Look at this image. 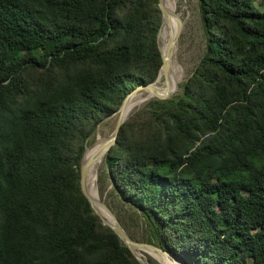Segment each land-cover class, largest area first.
Here are the masks:
<instances>
[{
    "label": "trees",
    "instance_id": "1",
    "mask_svg": "<svg viewBox=\"0 0 264 264\" xmlns=\"http://www.w3.org/2000/svg\"><path fill=\"white\" fill-rule=\"evenodd\" d=\"M257 1L199 0V66L105 157L146 242L185 264H264ZM161 24L159 0H0V264H140L92 209L80 167L100 124L158 78Z\"/></svg>",
    "mask_w": 264,
    "mask_h": 264
},
{
    "label": "rangeland",
    "instance_id": "2",
    "mask_svg": "<svg viewBox=\"0 0 264 264\" xmlns=\"http://www.w3.org/2000/svg\"><path fill=\"white\" fill-rule=\"evenodd\" d=\"M174 2L177 7L176 16L183 22V29L176 52L177 72L180 79L171 87V90L175 87L178 88L167 100L175 99L182 93V86L192 77L206 51V39L199 0H174ZM256 4L260 7L261 11H264V0H258ZM165 91H159V93ZM141 95L146 97L145 101L130 112L125 124L141 123L148 120L152 110L150 103L152 101H159L158 99L148 100V95L145 93H141ZM118 117L119 114L117 112L105 119L97 128L89 146L97 141L98 145H100L110 138L115 130ZM96 186L101 204L108 210H111L131 239L138 243H147L148 231L145 219L135 208L125 203L115 191L105 158L97 169ZM142 254L150 264L151 262H153L152 264H160L155 256L154 258L144 251H142ZM169 259L179 264L177 261Z\"/></svg>",
    "mask_w": 264,
    "mask_h": 264
},
{
    "label": "water",
    "instance_id": "3",
    "mask_svg": "<svg viewBox=\"0 0 264 264\" xmlns=\"http://www.w3.org/2000/svg\"><path fill=\"white\" fill-rule=\"evenodd\" d=\"M159 7H160V10H161V13H162V24H161L160 30L158 32L157 42H158L159 50L161 52L162 62L163 63H162V67H161L160 73L158 75V78L162 74L164 76H168L169 71H170V67H171L170 54H168V53L164 54V52L162 51L161 42H160L161 31H162V29L164 27L165 20H166V18L168 16V11H167V8H166V0H159ZM178 23H179L178 33L175 35L174 38H172L170 40V42L168 44V51H172L173 49H175V47H176V45L178 43V40L180 38L182 29H183V22L181 21L180 18H178ZM158 78H157V80H158ZM157 80L154 83H152V84L145 85V86H139L134 91L129 93L127 95V97L125 98L123 104L121 105L119 111H118L119 117H118V120H117V123H116V126H115V130H114L112 136L110 138L106 139L101 145H98V141H97L94 144H92L91 146L87 147V149H86V151H85V153L83 155V158L81 160V167H80L81 189H82L83 194L86 196V198L88 199L89 203L91 204L92 209L100 217V219L102 220L103 224L105 226H108L110 229H112L119 236V238L121 239L123 244L127 248H129L131 253L139 261L140 264H150L149 261L147 260V258L142 254V251L149 253L153 257H154L153 253L157 252V253L165 255V256H167V257H169V258H171V259H173V260H175L177 262H180L181 264H185L183 262V260H181L180 258L171 255L170 253L160 249L159 247H157L155 245H152V244H149V243H138V242L133 241L131 239V237L129 236V234L126 232V230L123 228V226L120 224V222L117 220V218L115 216H113L114 220H115L114 222L108 221V220H106L103 217V215L100 213L99 209L97 208L93 198L89 194V191H88V188H87V173H88L89 166L91 164V160H86V158H85L86 153H87L89 148L94 147V146H98L97 147V152L98 151L99 152L102 151V155L105 158L106 155L111 150V148L116 145L119 132H120L122 126L127 121L130 112L132 111V109H129L127 111V103L129 101V99L131 97H133L135 95H138V94H141V93H145V94H147L149 97H151L153 99H158V100H162V101H165V100L169 99L172 96L169 93L165 94L163 96L155 95V84H156ZM109 211L111 212V210H109ZM158 262L160 264H163L159 260H158Z\"/></svg>",
    "mask_w": 264,
    "mask_h": 264
},
{
    "label": "bare ground",
    "instance_id": "4",
    "mask_svg": "<svg viewBox=\"0 0 264 264\" xmlns=\"http://www.w3.org/2000/svg\"><path fill=\"white\" fill-rule=\"evenodd\" d=\"M166 8L168 11V16L165 20L164 27L161 31L160 42H161V48L164 54H167V53L170 54L171 67H170L168 76H164L163 74L160 75L155 84V95H158V96H163L168 93L172 95L178 87L177 88L175 87L173 90H171V87H173L176 81L180 79V77L178 76L177 64H176L177 45L175 49H173L172 51H168V44L170 40L175 37V35L178 33V30H179L178 17L176 16L177 7L175 5L174 0H166ZM163 90H166V91L163 93H159V91H163ZM147 97H148V100L153 99L149 96ZM145 99L146 97L141 94L131 97L127 103V111L129 109L133 110L134 108L138 107L145 101ZM97 147L98 146L89 148L85 156L86 160H91V164L89 166L90 178L87 183V188H88L89 194L93 198L97 208L99 209L103 217L108 221L114 222L115 220L113 216L115 215L112 214L109 210H107V208H105L101 204L99 192L96 186L97 169H98L99 164H101L104 159V156L102 155V151L97 152ZM153 255L163 264H177L171 261L165 255L159 254L157 252L153 253ZM178 263L181 264L180 262Z\"/></svg>",
    "mask_w": 264,
    "mask_h": 264
}]
</instances>
